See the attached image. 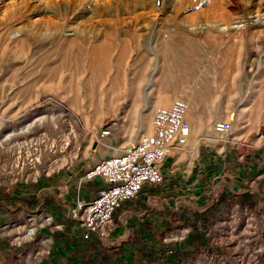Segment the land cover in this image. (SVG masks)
I'll return each instance as SVG.
<instances>
[{
    "label": "rangeland",
    "instance_id": "rangeland-1",
    "mask_svg": "<svg viewBox=\"0 0 264 264\" xmlns=\"http://www.w3.org/2000/svg\"><path fill=\"white\" fill-rule=\"evenodd\" d=\"M175 98L189 104L190 136L168 157L210 150L217 215L135 263L103 240L68 258L77 203L102 187L86 172L150 134ZM5 132L0 264H264V0H0Z\"/></svg>",
    "mask_w": 264,
    "mask_h": 264
},
{
    "label": "crops",
    "instance_id": "crops-1",
    "mask_svg": "<svg viewBox=\"0 0 264 264\" xmlns=\"http://www.w3.org/2000/svg\"><path fill=\"white\" fill-rule=\"evenodd\" d=\"M215 166L207 147H198L191 160L167 157L162 165L163 181L158 185L144 184L135 199L123 201L115 209L111 218L112 243L104 249L120 251V256L122 252L120 262L135 263L140 250L150 246L158 249L165 243L178 241L185 235L175 239L174 234H187L194 226L200 227L197 217L216 216L222 207L223 194L220 191L217 195L216 186L221 187L223 182L215 176ZM106 187L102 183L99 189ZM96 240L92 237L85 245ZM67 246L69 251H74L69 254L70 259L76 255L75 251L92 249L84 248L79 238Z\"/></svg>",
    "mask_w": 264,
    "mask_h": 264
},
{
    "label": "built area",
    "instance_id": "built-area-1",
    "mask_svg": "<svg viewBox=\"0 0 264 264\" xmlns=\"http://www.w3.org/2000/svg\"><path fill=\"white\" fill-rule=\"evenodd\" d=\"M188 110V102L181 98L156 108L150 134L141 135L132 146L99 161L86 172V180L98 178L107 187L98 189L88 202L78 201L73 214L78 225L76 238L110 241L114 230L111 218L120 203L135 199L144 184L158 185L163 181L165 159L187 146L190 136ZM229 129L230 125L225 122L215 125V131L221 134ZM107 135V131L101 133V137Z\"/></svg>",
    "mask_w": 264,
    "mask_h": 264
},
{
    "label": "bare ground",
    "instance_id": "bare-ground-1",
    "mask_svg": "<svg viewBox=\"0 0 264 264\" xmlns=\"http://www.w3.org/2000/svg\"><path fill=\"white\" fill-rule=\"evenodd\" d=\"M200 77V76H199ZM199 77H197L196 78V81H195V83H194V85L195 86H198L197 84L199 83L198 81H201V79L199 80ZM201 78V77H200ZM194 86V87H195ZM198 91V90H197ZM200 96V91L199 92H197L194 96L192 95V97L194 98V97H196V98H198ZM189 97V96H188ZM162 99H163V102H166L167 101V98L166 97H162ZM10 135L7 133V132H5V134H2L1 136H0V148H3L5 145H7L8 144V141L10 140ZM51 224V219L50 218H46V219H44L43 220V222H42V225H50ZM21 229V228H20ZM29 233L31 234V236H33L35 233H36V230L35 229H33V230H30L29 231Z\"/></svg>",
    "mask_w": 264,
    "mask_h": 264
},
{
    "label": "trees",
    "instance_id": "trees-1",
    "mask_svg": "<svg viewBox=\"0 0 264 264\" xmlns=\"http://www.w3.org/2000/svg\"><path fill=\"white\" fill-rule=\"evenodd\" d=\"M224 197H225L224 199L226 200L227 199V195L224 196ZM0 200H6L8 202H12L10 200V197L8 195L4 194L1 189H0ZM236 202L241 207H247V208H250V209L254 208V202L251 199H246L245 197H239Z\"/></svg>",
    "mask_w": 264,
    "mask_h": 264
},
{
    "label": "water",
    "instance_id": "water-1",
    "mask_svg": "<svg viewBox=\"0 0 264 264\" xmlns=\"http://www.w3.org/2000/svg\"><path fill=\"white\" fill-rule=\"evenodd\" d=\"M94 147H95V145H94Z\"/></svg>",
    "mask_w": 264,
    "mask_h": 264
}]
</instances>
